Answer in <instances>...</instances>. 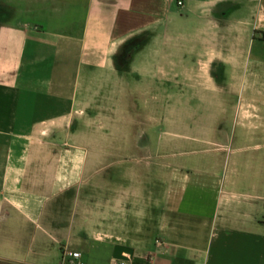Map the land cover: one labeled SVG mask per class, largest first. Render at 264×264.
I'll return each mask as SVG.
<instances>
[{
	"label": "crops",
	"instance_id": "0c3cea01",
	"mask_svg": "<svg viewBox=\"0 0 264 264\" xmlns=\"http://www.w3.org/2000/svg\"><path fill=\"white\" fill-rule=\"evenodd\" d=\"M245 57L264 63V0H0V264H61L65 249L120 264L115 245L134 249L127 264H264V171L217 167L222 153L166 179L153 231L152 186L137 213L134 174L103 180L88 166L103 146L74 131L105 79L142 75L150 95L152 76L168 89L202 63L209 93L242 94L226 65Z\"/></svg>",
	"mask_w": 264,
	"mask_h": 264
},
{
	"label": "rangeland",
	"instance_id": "374dc122",
	"mask_svg": "<svg viewBox=\"0 0 264 264\" xmlns=\"http://www.w3.org/2000/svg\"><path fill=\"white\" fill-rule=\"evenodd\" d=\"M255 58L226 65L233 68L227 73L233 91L246 92L242 94L209 93L203 70L207 67L201 63L195 79L180 75L168 89H160L159 78L152 76L150 95L144 93L143 76L137 75L135 86L126 76L105 79L102 94L85 97L74 131L80 140L93 142L88 146L94 152L96 147L104 148L103 157L92 158L88 166L99 168L103 180L113 178L123 184L130 178L122 171L134 174L136 203L141 206L137 213L144 206L140 186L145 182L152 186L153 231L160 221L159 196L166 179L177 184V174L198 176L215 166L214 154L222 153L232 159L215 160L217 167L233 173L264 171V63ZM119 71L129 69L121 65ZM101 137L103 145L95 142ZM111 173L113 177L106 176Z\"/></svg>",
	"mask_w": 264,
	"mask_h": 264
},
{
	"label": "built area",
	"instance_id": "2783aa9c",
	"mask_svg": "<svg viewBox=\"0 0 264 264\" xmlns=\"http://www.w3.org/2000/svg\"><path fill=\"white\" fill-rule=\"evenodd\" d=\"M80 258L81 253L79 251L65 249L62 253L61 264H81ZM120 264H127V262L126 260H120Z\"/></svg>",
	"mask_w": 264,
	"mask_h": 264
},
{
	"label": "water",
	"instance_id": "95a60500",
	"mask_svg": "<svg viewBox=\"0 0 264 264\" xmlns=\"http://www.w3.org/2000/svg\"><path fill=\"white\" fill-rule=\"evenodd\" d=\"M134 249L125 245H115L113 257L119 260H128L133 255ZM127 254V255H124Z\"/></svg>",
	"mask_w": 264,
	"mask_h": 264
}]
</instances>
